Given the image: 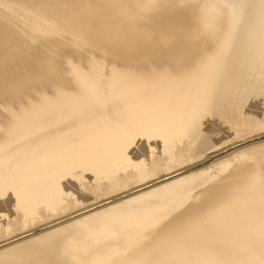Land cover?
Here are the masks:
<instances>
[{
	"label": "bare ground",
	"instance_id": "1",
	"mask_svg": "<svg viewBox=\"0 0 264 264\" xmlns=\"http://www.w3.org/2000/svg\"><path fill=\"white\" fill-rule=\"evenodd\" d=\"M24 232L0 264H264V0H0Z\"/></svg>",
	"mask_w": 264,
	"mask_h": 264
},
{
	"label": "rangeland",
	"instance_id": "2",
	"mask_svg": "<svg viewBox=\"0 0 264 264\" xmlns=\"http://www.w3.org/2000/svg\"><path fill=\"white\" fill-rule=\"evenodd\" d=\"M84 214V212H80V213H75V215H72V216H70V217H67V219L66 220H64L63 222H66V221H69V220H71V219H74V218H77V217H79V216H81V215H83ZM37 229H35V230H33V231H35V232H33V233H31V234H34V233H36V232H38L39 230H37ZM27 232H24L23 234H25V235H23V236H21V237H19V238H16V239H13V238H15L16 236H18L19 234H21V233H17V234H15L14 236H10L9 238H4L3 236H0V250L2 249V248H4V247H7V246H9V245H11V244H14V243H16V242H18V241H22V240H24V239H26V238H29V237H31L30 236V234L28 235V234H26ZM4 241H13V242H11V243H7V244H3V242Z\"/></svg>",
	"mask_w": 264,
	"mask_h": 264
}]
</instances>
